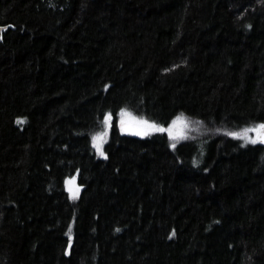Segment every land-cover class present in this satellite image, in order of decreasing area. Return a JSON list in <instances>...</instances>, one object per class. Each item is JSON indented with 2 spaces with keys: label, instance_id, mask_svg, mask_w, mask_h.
Here are the masks:
<instances>
[{
  "label": "trees",
  "instance_id": "obj_1",
  "mask_svg": "<svg viewBox=\"0 0 264 264\" xmlns=\"http://www.w3.org/2000/svg\"><path fill=\"white\" fill-rule=\"evenodd\" d=\"M0 26V264H264V146L226 135L264 122V0H0Z\"/></svg>",
  "mask_w": 264,
  "mask_h": 264
},
{
  "label": "snow or ice",
  "instance_id": "obj_2",
  "mask_svg": "<svg viewBox=\"0 0 264 264\" xmlns=\"http://www.w3.org/2000/svg\"><path fill=\"white\" fill-rule=\"evenodd\" d=\"M119 117L120 119L118 126L122 133L128 132L132 135L147 136L150 135L152 132L166 131L169 136V139L172 141H177L179 139L185 138L183 135V129L186 128L187 125L184 124L178 126V122L181 121V117H177L175 120H173L171 126L167 129L157 125L154 122H149L143 117H134L130 112H127L125 109L120 110ZM18 123H22V121H18ZM112 126V115L110 113H105L103 119V131L96 133L92 137L93 147L96 149L97 153L100 156H105L104 151H102V146L106 141L109 134V129L112 128ZM249 133H255V136H249ZM226 135L231 136L234 139H240L244 141V143H251L253 145L257 143L264 144V122H261L254 127L245 128L242 130L241 133L229 132L226 133ZM170 146L175 148L176 144L172 143ZM241 146H243V144ZM68 191L70 193V198L75 199L77 194L79 193V188L69 187ZM68 243L69 245H71L72 243L71 226H69Z\"/></svg>",
  "mask_w": 264,
  "mask_h": 264
},
{
  "label": "rangeland",
  "instance_id": "obj_3",
  "mask_svg": "<svg viewBox=\"0 0 264 264\" xmlns=\"http://www.w3.org/2000/svg\"><path fill=\"white\" fill-rule=\"evenodd\" d=\"M66 185H67V188H69V187H77L76 182H75V178L68 180L67 183H66ZM72 200L74 201L75 199H72Z\"/></svg>",
  "mask_w": 264,
  "mask_h": 264
},
{
  "label": "water",
  "instance_id": "obj_4",
  "mask_svg": "<svg viewBox=\"0 0 264 264\" xmlns=\"http://www.w3.org/2000/svg\"><path fill=\"white\" fill-rule=\"evenodd\" d=\"M5 28H6V27H2V26H0V34L5 30ZM258 144L264 146V144H260V143H258Z\"/></svg>",
  "mask_w": 264,
  "mask_h": 264
}]
</instances>
